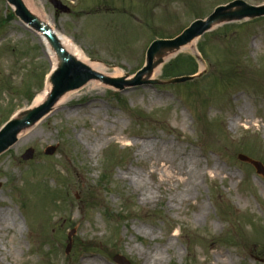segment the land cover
Wrapping results in <instances>:
<instances>
[{"label": "rangeland", "instance_id": "1", "mask_svg": "<svg viewBox=\"0 0 264 264\" xmlns=\"http://www.w3.org/2000/svg\"><path fill=\"white\" fill-rule=\"evenodd\" d=\"M58 1L69 10L34 0L72 52L133 76L153 40L231 0ZM42 39L0 0V123L45 90L56 58ZM190 56L204 73L167 83L193 68ZM155 61L145 77L154 82H89L0 155V214L16 217H0V264H119V254L131 264H264V177L238 158L264 164V17L221 22L192 50ZM163 159L178 174L166 183L151 173Z\"/></svg>", "mask_w": 264, "mask_h": 264}, {"label": "water", "instance_id": "2", "mask_svg": "<svg viewBox=\"0 0 264 264\" xmlns=\"http://www.w3.org/2000/svg\"><path fill=\"white\" fill-rule=\"evenodd\" d=\"M7 2L13 7L15 15L23 23L40 33L47 40L56 55L58 65L49 76L51 91L47 100L41 105L23 112L18 118L10 119L0 129V155L17 142L18 135L23 130L44 118L53 109L58 99L65 93L79 89L91 80H100L118 90H123L128 86H139L147 82H154L151 80L146 81L145 77L148 74L151 75L156 65L155 57H162L160 55L161 51L174 50L198 39L205 32L211 30L214 23L219 24L224 21H238L264 16V4L255 6L244 0H234L228 4L220 5L207 18L193 21L178 36L171 39L158 38L154 40L147 50L146 62L143 68L131 76L130 80H127L130 75L126 74L123 77L111 78L92 69L90 65L76 58L66 49L59 35L52 27L32 13L23 0H7ZM53 3L59 9L64 11L69 10L68 7L58 0H53ZM203 73L204 71H199L197 74L176 76L166 81L170 84L186 83L201 76ZM55 150L56 146H51L45 152L46 154H54ZM33 153L34 151L29 149L22 157L28 160L33 158ZM239 159L253 164L257 172L264 176V165L260 161L253 160L244 154H240ZM74 234L75 230H72L68 235L69 243L66 248L67 253L72 248V237ZM114 260L119 264H131L126 257L120 254L116 255Z\"/></svg>", "mask_w": 264, "mask_h": 264}, {"label": "bare ground", "instance_id": "3", "mask_svg": "<svg viewBox=\"0 0 264 264\" xmlns=\"http://www.w3.org/2000/svg\"><path fill=\"white\" fill-rule=\"evenodd\" d=\"M24 3L26 4V6L30 9V11L32 13H34L35 15H37L40 19H42L43 21L47 22L46 18L42 15L41 11L37 8L34 0H23ZM218 23H214L212 26V28H214L215 26H217ZM60 37V40L62 41L63 45L66 47V49L68 51H70L76 58H78L79 60L81 61H84L85 63H87L88 65H90L92 67V69L102 73V74H105V75H108L110 76L111 78H119V77H122V76H125L122 71L118 68L114 69L113 71L109 72L108 71V68L104 66V64H102L101 62L99 61H95V60H91L89 59L88 57H86L85 55H83L82 53L78 52V51H75L76 53L72 52V49L69 47L68 45V41L62 37L61 35H59ZM44 44L46 45V51L47 53L51 54V56H55L56 58V55L54 53V51L52 50V48L50 47V45L48 44L47 40L46 39H42ZM197 43V39L184 45V46H181L177 49H174V50H166V51H161L160 55H162V57H167V56H172L174 54H177L181 51H184V50H192L193 47H194V44ZM56 62V63H55ZM54 62V69L57 67L58 63H57V58ZM156 75V70L155 72L152 73L151 76H154ZM131 77H128L127 80H130ZM92 85V87H97V86H104V84L100 81V80H96V81H90V83ZM93 89H91L89 92H91ZM50 91H51V83H50V80L49 78L47 79V83H46V88L43 92H41L40 94H38L35 99H34V102H33V107H37L39 105H41L42 103H44L49 94H50ZM79 92V91H69L67 93H65L64 95H62L58 101L56 102L55 106H70L72 104V101L74 100L75 98V95L76 93ZM84 94L80 95V96H83ZM236 123V121H235ZM237 125V124H235ZM27 130V129H26ZM26 130H23L21 133L25 132ZM152 175L153 176H157L160 180H161V183H166L168 182L169 180H172L174 179L175 177H178V174H177V171L174 169L173 166H171L167 160L163 159V160H157L153 166V169L151 171ZM179 174H182V171L180 170ZM0 217H3V219H6L7 217H9L10 219L13 220L14 223H16V217H14L12 214H0ZM1 218V222L3 220ZM156 260H151L150 263L152 262H155ZM221 264L224 263L223 260H221L220 262ZM84 264H90V262L86 261Z\"/></svg>", "mask_w": 264, "mask_h": 264}, {"label": "trees", "instance_id": "4", "mask_svg": "<svg viewBox=\"0 0 264 264\" xmlns=\"http://www.w3.org/2000/svg\"><path fill=\"white\" fill-rule=\"evenodd\" d=\"M200 51L202 52V54L204 55L205 53L202 51V49H200ZM182 58L181 57H178V58H175L173 59L172 61H170V65L167 64L165 67H164V70H163V73L166 74L167 71L170 69H172V67L174 66L175 63H177L178 61H180ZM190 61H191V66L193 65V68L191 70H186V71H180L179 73L178 72H172L171 75L169 76H166V77H171V76H176V75H182V74H192L194 72L197 71L198 69V64L196 62V60L190 56L188 58ZM188 72H192V73H188ZM14 112V109H12L8 115L6 116V118L0 123V125H2V123H4L6 120H8L10 118V116L12 115V113Z\"/></svg>", "mask_w": 264, "mask_h": 264}]
</instances>
